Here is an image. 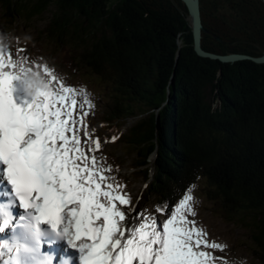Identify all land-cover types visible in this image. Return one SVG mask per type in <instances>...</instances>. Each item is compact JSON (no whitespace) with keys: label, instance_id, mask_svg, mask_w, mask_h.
<instances>
[{"label":"trees","instance_id":"16d2710c","mask_svg":"<svg viewBox=\"0 0 264 264\" xmlns=\"http://www.w3.org/2000/svg\"><path fill=\"white\" fill-rule=\"evenodd\" d=\"M200 3L206 51L264 54V0ZM52 7L50 25L29 44L46 39L93 111L106 99L107 128L136 118L119 141L135 156L131 174L146 184L144 198L160 203L205 179L214 213L250 231L242 246L264 264V63L200 56L182 0H0L11 24Z\"/></svg>","mask_w":264,"mask_h":264},{"label":"snow or ice","instance_id":"6c2138e0","mask_svg":"<svg viewBox=\"0 0 264 264\" xmlns=\"http://www.w3.org/2000/svg\"><path fill=\"white\" fill-rule=\"evenodd\" d=\"M93 109L85 87L0 38V264H229L206 250L226 246L197 226L194 185L149 212L109 175Z\"/></svg>","mask_w":264,"mask_h":264},{"label":"rangeland","instance_id":"374dc122","mask_svg":"<svg viewBox=\"0 0 264 264\" xmlns=\"http://www.w3.org/2000/svg\"><path fill=\"white\" fill-rule=\"evenodd\" d=\"M53 11L54 8L52 7L49 12L43 16L37 17L30 23L19 19L15 24H11L4 19L3 11L0 8V38L3 39L5 45H11L13 51H16L17 48L27 47L30 57H42L47 63H50V60L56 64L54 68H58V70L60 69L63 71V76L65 77L67 83L72 84V82L76 81V78H70L69 73L61 63V56H58V59L54 60L52 57L53 49L47 44V42L45 43V38L41 40L42 42L39 47L35 49H33L29 44V42L33 43L34 40H37L40 31L50 25ZM100 29H102V31L104 30V32L108 34L110 33V31H108L103 25L100 26ZM17 37L19 38L18 41ZM58 60H60V62H58ZM105 104L106 99H103L100 101L98 110L93 111V113L86 118V123L90 126V129H96L94 137L99 136L102 142L101 149L96 153V155L98 159L101 157L105 158V164H111L113 166V172L109 173V175L116 176L120 183L126 184L124 191L130 193L133 202L135 203L137 198L142 197L143 199L140 200V207L151 212L154 210V205H156L157 202L149 196L144 198L145 192L147 194L146 184H143L141 181L135 179V176L131 174V162L134 160L135 156H127L122 153L121 148L123 142L121 143L119 138L116 142L111 141V137L113 135L120 137L127 134L130 127L135 124L136 118H130L122 121L120 123L121 128L119 129L114 130L107 128L101 122V113ZM112 158H118V160L121 161V167L117 168L115 163H113ZM156 160L157 154L154 153L149 158V161L151 164H154ZM154 172L155 171L152 170L151 179H153ZM205 185V179H200V181L194 184L192 192L194 197V208L197 212V226L205 230L208 234L207 239L210 243L217 242L226 246L223 252L213 249H208V251H214L213 254L215 256L223 257L229 262V264H261L253 258L249 249L242 246L244 241H249L251 239L250 231L244 226L236 223H229L214 213L213 204L206 197L203 190Z\"/></svg>","mask_w":264,"mask_h":264},{"label":"water","instance_id":"95a60500","mask_svg":"<svg viewBox=\"0 0 264 264\" xmlns=\"http://www.w3.org/2000/svg\"><path fill=\"white\" fill-rule=\"evenodd\" d=\"M186 5L189 14L190 21L193 28L194 34V47L196 52L202 57H209L212 59H219L223 62H237L241 60H252L257 63H264V54L260 56H253L249 54L242 53H230V54H218L210 51H206L202 47V36L205 29L202 12H201V3L200 0H182Z\"/></svg>","mask_w":264,"mask_h":264},{"label":"bare ground","instance_id":"6f19581e","mask_svg":"<svg viewBox=\"0 0 264 264\" xmlns=\"http://www.w3.org/2000/svg\"><path fill=\"white\" fill-rule=\"evenodd\" d=\"M59 250H60V251H58V252L55 250L56 253H57L58 255H60L61 251H63L61 247H59ZM206 250L208 251V249H206ZM210 252H211V251H210ZM213 253H214V251L212 252V254H213ZM213 255H214V254H213ZM76 264H77V262H76Z\"/></svg>","mask_w":264,"mask_h":264}]
</instances>
